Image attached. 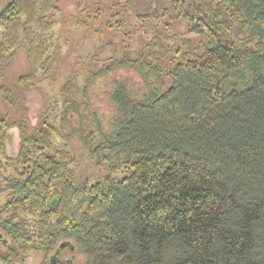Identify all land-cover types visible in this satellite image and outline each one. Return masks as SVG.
<instances>
[{
  "label": "trees",
  "instance_id": "trees-1",
  "mask_svg": "<svg viewBox=\"0 0 264 264\" xmlns=\"http://www.w3.org/2000/svg\"><path fill=\"white\" fill-rule=\"evenodd\" d=\"M60 10L55 0L0 8L9 108L23 111L72 52L62 57L68 40L54 31ZM82 10L79 29L99 22L128 37L134 14L141 49L118 56L102 43L100 66L58 120L56 101L42 119L0 114V262L40 251L50 264L70 251L82 264H264V0H89ZM21 48L27 69L11 75ZM75 143L100 174L77 176Z\"/></svg>",
  "mask_w": 264,
  "mask_h": 264
},
{
  "label": "rangeland",
  "instance_id": "rangeland-1",
  "mask_svg": "<svg viewBox=\"0 0 264 264\" xmlns=\"http://www.w3.org/2000/svg\"><path fill=\"white\" fill-rule=\"evenodd\" d=\"M88 1L89 0H55L61 10L54 16H52V18L56 22L54 31L56 37L59 38L60 42H63L64 39L68 40V46H65V48L61 49V55L63 57L71 49L72 52L67 56V58H65V61L63 63L58 62L59 71L53 82L45 81L40 84L38 94H26L27 100H25L23 104V111L20 112L18 109L9 108V106L2 101L0 96V114L6 113L9 118H13L14 115H21L26 117L27 121H30V117L33 114V116L42 119V117L44 116L43 106L45 102L48 101L54 103V101H56V110H54V114L50 115V119L52 120L53 116H55V118L58 120L59 115L62 114V110L64 107L63 100L68 97H76L77 99H79L81 97L82 86L86 74L90 71L96 70L100 66V61L92 59V55L98 52L99 46L102 43L113 44L118 56H137L141 49L142 33L140 32L138 22L134 14L128 16L129 18L127 21L129 32H131V37H128L127 35L125 36V31H119L114 26L101 27V24L99 25V22L95 23L97 24L96 26L91 24L88 33L87 31H85V28L79 29L75 26V19L83 18L85 16L86 12L85 10L83 11L82 8L85 4L88 3ZM6 2L7 0H0V8L4 6ZM105 2H107V0H105ZM141 4V2L137 3L136 8L140 9ZM99 20H103V22H105L109 20V15H105V17ZM113 20H122L121 14L114 16L111 21ZM113 23L114 22H112V24ZM135 28H137V30L134 31ZM67 47H69V49H67ZM109 53L110 47L106 48V52L101 57H106L107 55H109ZM26 69L27 64L24 56V50L21 48L14 56L13 63L10 64L8 72L11 75H17L18 73H21ZM68 79L74 80L75 88H71L64 93L61 91V87ZM97 93L99 94L100 90H98ZM100 104L101 103L99 102V105ZM100 107L106 114L107 112L102 104L99 106V108ZM101 112L100 114L103 116L102 122H105L106 116ZM83 120H85V123L88 124L86 118H83ZM58 141H60V143L66 142V140L63 139H60ZM81 146L82 145L75 143L77 154L78 156L81 155L74 164V169L76 170L77 176L92 177L95 174H100L102 172L100 168H98L99 170H97L96 173H92V171H94L96 167L94 165L96 158H93L89 154L85 155V151ZM1 187L2 183L0 181V190ZM5 199V192L0 191V204ZM4 252V248L0 244V254L2 255ZM42 255L43 254L40 251H29L24 264H41ZM49 258L50 264H82L80 263L79 255L74 254L70 251H62L60 254L50 255ZM0 264L4 263L0 262Z\"/></svg>",
  "mask_w": 264,
  "mask_h": 264
}]
</instances>
